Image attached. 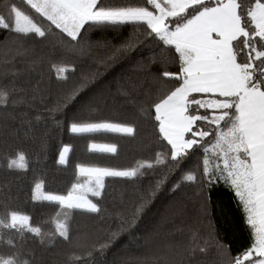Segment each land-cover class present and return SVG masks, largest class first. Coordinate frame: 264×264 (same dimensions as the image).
<instances>
[{
	"label": "trees",
	"instance_id": "obj_1",
	"mask_svg": "<svg viewBox=\"0 0 264 264\" xmlns=\"http://www.w3.org/2000/svg\"><path fill=\"white\" fill-rule=\"evenodd\" d=\"M104 3L135 6L143 0ZM11 4L31 14L22 0H0V14H7ZM121 48L127 50L118 52ZM163 55L167 53L146 37L144 26L131 23L87 27L79 43L71 44L61 40L56 29L46 38L0 31V88L16 89L9 102L0 106V214L18 210L30 215L45 233L53 232L51 221L58 205L31 199L38 179L45 181V191L67 194L74 183L82 182L76 175L78 163L129 169L165 151L166 142L152 118L154 110L151 115L147 111L158 96L175 86L174 81L158 78L165 67ZM53 65L70 69L66 81L57 78ZM167 70L175 72L177 66L169 64ZM82 77L89 78L88 86L66 104ZM141 107L146 111L142 113ZM70 122L133 125L135 133L73 134L67 130ZM92 143L116 145L117 151H92ZM64 145L71 146L69 162L60 165L57 161ZM17 152L25 153L28 170L7 167ZM201 155L192 154L178 170L169 162L142 176L106 177L102 195L92 197L101 212L72 210L69 240L57 236L53 243L42 245L25 233L23 239L13 237L16 247L31 264H217L213 247L217 239L229 245L235 256L250 245L252 235L234 190L223 181L217 183L206 211H202L198 184L183 182L173 190ZM165 174L166 181L149 196ZM137 208H142L138 216ZM113 232L118 233L115 238ZM105 244L109 246L101 251ZM200 246L208 251L200 252ZM12 251L0 243V254L7 256ZM72 256L83 259L73 262Z\"/></svg>",
	"mask_w": 264,
	"mask_h": 264
},
{
	"label": "snow or ice",
	"instance_id": "obj_2",
	"mask_svg": "<svg viewBox=\"0 0 264 264\" xmlns=\"http://www.w3.org/2000/svg\"><path fill=\"white\" fill-rule=\"evenodd\" d=\"M22 2L31 14L15 4L9 5L8 13L0 14V31L22 34L24 38H46L56 29L61 40L71 44L79 43L82 30L87 27L129 23L144 26L146 37L167 53L162 56L165 67L158 78L174 81L175 86L147 109L150 115L154 110L152 118L161 140L166 142L165 151H157L152 160L137 161L126 170L78 163L76 175L82 182L74 183L66 195L44 191L45 181L38 179L31 199L58 205L51 221L54 231L45 233L41 225L32 223L30 215L18 210L0 214V243L14 249L7 256L0 254V264H31L30 259L23 258L13 237L23 239L25 233H30L42 245L53 243L57 236L69 240L72 210L101 212L88 194L102 195L104 177L142 176L169 162L173 170H178L196 152L202 153L200 160L195 168L181 175L173 190L183 182L198 184L197 194L204 200L202 211H206L212 189L223 181L243 205L252 235L250 245L235 256L229 245L217 239L213 245L217 264H264V0H143L142 5L135 6L106 5L104 0ZM169 64L176 65L177 71L167 70ZM53 67L58 79H68L65 73L69 68ZM88 84L89 78L82 77L66 104L75 100ZM14 91L15 88H0V106L9 102ZM140 111L146 110L141 107ZM67 130L73 134L102 130L130 136L135 133L133 125L112 122H70ZM90 148L103 153L117 151L116 145L93 143ZM70 151V145L62 147L57 161L60 165L68 164ZM7 167L28 170L25 153L10 157ZM166 179L167 174L156 182L149 196H154ZM141 211L137 208V216ZM117 235L113 232L111 237ZM108 246L101 245L100 250ZM198 250L208 251L205 246ZM69 259L77 262L83 258Z\"/></svg>",
	"mask_w": 264,
	"mask_h": 264
},
{
	"label": "rangeland",
	"instance_id": "obj_3",
	"mask_svg": "<svg viewBox=\"0 0 264 264\" xmlns=\"http://www.w3.org/2000/svg\"><path fill=\"white\" fill-rule=\"evenodd\" d=\"M96 123H100V122H96ZM103 131V130H102ZM93 144V143H92ZM96 144H100V145H105L106 143H96ZM106 145H112V144H106ZM69 155V154H68ZM105 168H109V167H105ZM110 169H115V168H110ZM115 170H126V169H115ZM106 177H104V179H105ZM45 191V190H44ZM47 192V191H46ZM53 193V192H52ZM56 194H58V193H56ZM61 195H66V194H61ZM88 196H89V199H92V196H91V194L89 193L88 194ZM93 200V199H92ZM93 202H94V200H93Z\"/></svg>",
	"mask_w": 264,
	"mask_h": 264
}]
</instances>
